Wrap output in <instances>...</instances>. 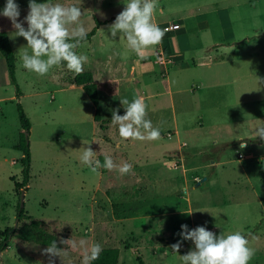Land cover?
<instances>
[{
  "label": "rangeland",
  "instance_id": "rangeland-1",
  "mask_svg": "<svg viewBox=\"0 0 264 264\" xmlns=\"http://www.w3.org/2000/svg\"><path fill=\"white\" fill-rule=\"evenodd\" d=\"M15 2L23 21L29 0ZM51 2L81 7L87 32L95 19L109 21L76 50L88 57L83 72L93 74L107 128L93 121L94 109L66 65L45 76L22 67L19 50L27 41L1 15L22 95L16 97L7 74L8 83L0 86V240L16 221H35L66 249L55 264H83L84 248L97 235L119 249L118 264H183L181 256L194 244L183 241L179 253L170 246L181 240L186 224L217 236L241 232L254 250L249 264H264V139L258 136L264 129V0H158L153 22L180 29L177 37L164 32L141 54L108 31L127 0ZM5 5L0 0V11ZM137 95L147 104L146 119L160 129L158 140H123L111 122L112 110L126 112L121 99ZM17 103L31 123L25 188L22 152L15 149L22 131ZM89 146L94 159L103 163L111 156L131 163L132 172L92 173L76 151ZM21 191L25 218L19 222ZM61 238H72L77 247L59 244ZM46 247L10 239L0 264H48L41 254Z\"/></svg>",
  "mask_w": 264,
  "mask_h": 264
},
{
  "label": "clouds",
  "instance_id": "clouds-1",
  "mask_svg": "<svg viewBox=\"0 0 264 264\" xmlns=\"http://www.w3.org/2000/svg\"><path fill=\"white\" fill-rule=\"evenodd\" d=\"M157 4L158 0H127L123 11L108 27L111 38L115 39L120 33V39H126L127 47L137 54L158 44L165 30L153 22ZM0 15L10 19L17 37H23L27 41V46L19 50L24 69L45 76L53 67L66 63L69 71L77 75L83 73L88 57L76 51L82 42L86 41L88 34L81 22L83 15L81 7L52 3L51 0H47L46 3L29 0L28 14L20 21V6L15 0H6ZM25 23L27 28L24 27ZM27 49H31V54ZM121 104L126 110L125 114L121 116L119 109H114L111 119L112 124L118 126L121 139L155 141L161 138L160 129L154 127L151 120L146 119L147 104L143 96L137 95L131 102L128 99H121ZM258 136L264 139V129L259 130ZM83 144L90 145L84 141ZM246 147L245 143L240 144L241 149ZM76 151L81 153V162L94 174H99L98 170L101 168L116 170L122 176L132 172L131 163L125 161L116 163L111 156L105 155L103 163L99 159H94L97 153L90 146ZM183 191L186 193V189ZM181 228L182 231L178 234L181 240L172 244L170 248L173 253H179L183 241H191L194 244L193 250L180 255L183 264H249L254 255V250L249 247V240L239 231L231 234L222 232L217 236L205 227L190 230L185 224L181 225ZM83 243L81 242V246ZM59 244L68 245L73 249L77 247L72 238L67 240L61 238ZM101 251V245L98 243L85 247L83 264H91L98 259ZM64 252L66 249L59 247L57 240H54L41 254L48 258V264H55V258L61 257Z\"/></svg>",
  "mask_w": 264,
  "mask_h": 264
},
{
  "label": "trees",
  "instance_id": "trees-1",
  "mask_svg": "<svg viewBox=\"0 0 264 264\" xmlns=\"http://www.w3.org/2000/svg\"><path fill=\"white\" fill-rule=\"evenodd\" d=\"M109 21H98L94 20V27L88 31L86 41L82 43H88L91 39L96 35L97 30L106 25ZM0 55L4 59L8 75L11 83L15 86V94L16 97H21V91L17 85L15 79V55L12 50L10 40L8 34L6 32H0ZM66 65V63H62ZM73 84L76 87L81 88L82 92L91 103L94 113H93V121L98 124L100 130H106V124L108 121H102L101 119V105H100V95L98 92L97 84L94 82L93 74L89 71H85L80 75L75 74L73 77ZM17 116L21 127V132L19 134L18 145L15 149L22 152L21 164L23 166L22 169V181L21 187L25 188L29 182V169H30V150L27 136H25V132L28 135L31 123L26 113L24 112L20 103L16 104ZM24 132V133H23ZM103 159V157H101ZM25 218L23 212L18 213L17 219L19 222ZM28 218V217H26ZM2 239L0 240V252L2 253L4 250L8 249V241L13 238H17L23 242H31L42 246H48L52 241L56 240L54 236L46 233L40 226L38 222L32 221L29 224H22L21 226H16L14 228L10 227L5 229L2 233ZM95 243L101 245L102 251L98 257V259L91 262V264H118L119 263V255L120 251L117 247L113 246H105L103 245V238L101 236L95 237ZM59 246V245H58Z\"/></svg>",
  "mask_w": 264,
  "mask_h": 264
},
{
  "label": "crops",
  "instance_id": "crops-1",
  "mask_svg": "<svg viewBox=\"0 0 264 264\" xmlns=\"http://www.w3.org/2000/svg\"><path fill=\"white\" fill-rule=\"evenodd\" d=\"M1 16V15H0ZM177 37V36H176ZM172 55V54H171ZM1 56V55H0ZM2 57V56H1ZM4 60V59H3ZM5 62V61H4ZM176 68L175 65L173 66L174 69ZM7 74H8V70H7V66L6 63L5 65L3 64V62L0 59V86H2L3 84H7L8 83V79H7ZM2 77V79H1ZM81 89V88H80ZM179 91V90H178ZM166 92L169 94V99L171 100V96H173L174 92L171 90V88L169 87V85H167V90ZM2 101V98H0V103ZM92 106V105H91ZM21 129V128H20ZM20 134V132H18V135ZM19 139V138H18ZM17 146V145H16ZM261 262H259L260 264Z\"/></svg>",
  "mask_w": 264,
  "mask_h": 264
},
{
  "label": "built area",
  "instance_id": "built-area-1",
  "mask_svg": "<svg viewBox=\"0 0 264 264\" xmlns=\"http://www.w3.org/2000/svg\"><path fill=\"white\" fill-rule=\"evenodd\" d=\"M179 29H180L179 24H172V25H168V26L163 27L162 30H165V33H168L171 36H175L176 37V32ZM172 66H174V64Z\"/></svg>",
  "mask_w": 264,
  "mask_h": 264
},
{
  "label": "water",
  "instance_id": "water-1",
  "mask_svg": "<svg viewBox=\"0 0 264 264\" xmlns=\"http://www.w3.org/2000/svg\"><path fill=\"white\" fill-rule=\"evenodd\" d=\"M25 136H27L26 132H25ZM23 208H24V192L21 191L20 198H19V210H18V213H21ZM16 225H17V221H16V223L14 225V228L16 227Z\"/></svg>",
  "mask_w": 264,
  "mask_h": 264
}]
</instances>
